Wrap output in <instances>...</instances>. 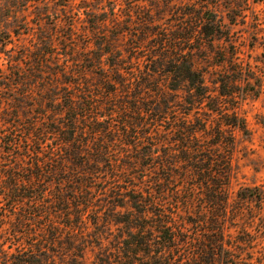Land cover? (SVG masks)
Returning <instances> with one entry per match:
<instances>
[{"label":"trees","instance_id":"trees-1","mask_svg":"<svg viewBox=\"0 0 264 264\" xmlns=\"http://www.w3.org/2000/svg\"><path fill=\"white\" fill-rule=\"evenodd\" d=\"M74 1L0 0V264H264L245 258L255 218L229 212L227 127L245 122L194 63L225 60L214 47L254 0ZM138 33L154 45L135 57ZM227 62L215 99L249 84Z\"/></svg>","mask_w":264,"mask_h":264},{"label":"rangeland","instance_id":"rangeland-1","mask_svg":"<svg viewBox=\"0 0 264 264\" xmlns=\"http://www.w3.org/2000/svg\"><path fill=\"white\" fill-rule=\"evenodd\" d=\"M74 5L72 9H78V4ZM113 1V0H112ZM147 0L141 3H136L135 0H128L131 2V7L133 6L136 9L146 10L149 9V4ZM171 0H165L164 2H170ZM186 1V0H183ZM110 2V0H106ZM116 3L115 2V6ZM178 3V1H177ZM130 5V3H129ZM142 5V6H141ZM179 4L175 5L176 9ZM241 22L240 17L237 19L236 26L230 27V38L229 41L219 42L214 50H217V47L221 54L228 53L225 60H222L218 57H213L214 55L207 53V59L196 57L194 63L199 69H207L208 74H205V84L209 91L212 92L211 100L212 104L218 109L221 113H226L227 115L235 114L238 118H241L245 122L246 132L239 131L233 126H228L227 131L231 135L228 138L229 141H232V146L229 144L225 146V152L229 151L231 165H230V174H229V187H228V202H229V212L234 211L237 207H245L247 213L243 216L245 225H250V218H255V225L260 226V233L264 232V40L256 41L251 34L253 26L258 25L264 31V0H254L250 4L244 6L241 11ZM168 15L167 9H165L164 15L161 17V22L157 26H151L150 28L155 29V36L152 41L156 42L160 39L156 33H160V29L164 27V24H168ZM179 15V14H178ZM178 15L175 16V19H178ZM146 24L149 18L145 19ZM155 20V18H154ZM160 27L159 29H157ZM264 38V34L261 33ZM178 37V36H177ZM24 38V37H23ZM141 38V35L135 34L132 41L128 43V47L135 57L144 55L147 49L151 48L154 44L141 43L138 39ZM144 38V37H143ZM24 40V39H23ZM230 45H233L230 48ZM231 54V55H230ZM234 55V56H233ZM233 58V59H232ZM231 59L233 64L236 65V68L239 67L243 70L242 78H247L249 81L248 85H243L241 88L235 89L231 96L223 97L222 99H215V92L217 86L212 82L214 80L212 73L220 70L221 65L227 64V60ZM238 69V68H237ZM5 71V61L0 59V72ZM229 74V73H228ZM1 75V74H0ZM231 75V74H230ZM232 78V76H229ZM238 75L236 79H238ZM254 91H258L257 96L253 97ZM199 118H205L203 115L208 114L206 110L199 112ZM211 114V113H209ZM216 119V115L210 116L209 120ZM214 119V120H215ZM213 120V121H214ZM226 128V127H225ZM224 128V129H225ZM241 189H256L253 193L247 192V195L252 198L248 200L240 201L237 199L236 194ZM202 198V197H201ZM200 198V199H201ZM203 201H197L198 204L202 205ZM245 206H242V205ZM204 208L199 206L197 211L202 212ZM231 209V210H230ZM232 213V212H231ZM230 213V215H231ZM196 218V217H195ZM201 221L203 218L200 215L197 218ZM233 223V222H232ZM238 225V224H237ZM239 226V225H238ZM205 225H199L198 231L200 236L202 235ZM234 225L231 224L232 233H234ZM264 237V235H262ZM262 237V238H263ZM202 238H200L201 240ZM264 239V238H263ZM204 242V241H202ZM206 242V241H205ZM245 258L255 259L256 262L264 261V246L255 248L247 252ZM84 264V262H81ZM86 264H89L86 263Z\"/></svg>","mask_w":264,"mask_h":264}]
</instances>
